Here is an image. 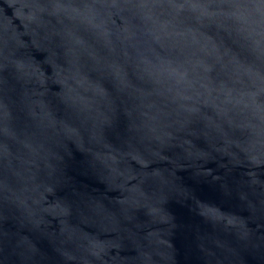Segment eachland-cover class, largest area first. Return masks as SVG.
Instances as JSON below:
<instances>
[{"label":"water","instance_id":"1","mask_svg":"<svg viewBox=\"0 0 264 264\" xmlns=\"http://www.w3.org/2000/svg\"><path fill=\"white\" fill-rule=\"evenodd\" d=\"M0 264H264V0H0Z\"/></svg>","mask_w":264,"mask_h":264}]
</instances>
